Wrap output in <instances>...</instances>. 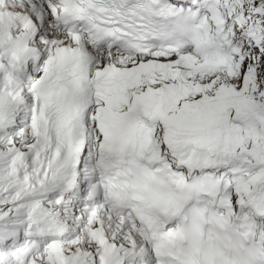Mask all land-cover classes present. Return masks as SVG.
Wrapping results in <instances>:
<instances>
[{"label":"snow or ice","instance_id":"obj_1","mask_svg":"<svg viewBox=\"0 0 264 264\" xmlns=\"http://www.w3.org/2000/svg\"><path fill=\"white\" fill-rule=\"evenodd\" d=\"M0 264H264V0H0Z\"/></svg>","mask_w":264,"mask_h":264}]
</instances>
